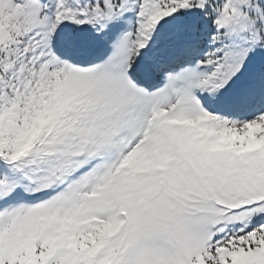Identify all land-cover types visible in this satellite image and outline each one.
I'll use <instances>...</instances> for the list:
<instances>
[{
  "label": "snow or ice",
  "instance_id": "1",
  "mask_svg": "<svg viewBox=\"0 0 264 264\" xmlns=\"http://www.w3.org/2000/svg\"><path fill=\"white\" fill-rule=\"evenodd\" d=\"M0 264H264V0H0Z\"/></svg>",
  "mask_w": 264,
  "mask_h": 264
}]
</instances>
